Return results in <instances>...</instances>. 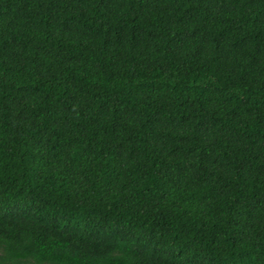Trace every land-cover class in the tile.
I'll return each instance as SVG.
<instances>
[{
    "label": "trees",
    "instance_id": "16d2710c",
    "mask_svg": "<svg viewBox=\"0 0 264 264\" xmlns=\"http://www.w3.org/2000/svg\"><path fill=\"white\" fill-rule=\"evenodd\" d=\"M0 264H264V0H0Z\"/></svg>",
    "mask_w": 264,
    "mask_h": 264
}]
</instances>
